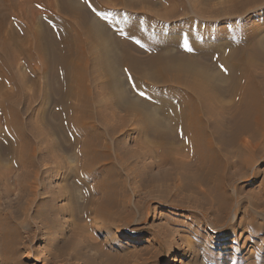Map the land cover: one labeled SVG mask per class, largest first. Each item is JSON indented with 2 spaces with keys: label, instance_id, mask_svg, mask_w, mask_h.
Segmentation results:
<instances>
[{
  "label": "rangeland",
  "instance_id": "1",
  "mask_svg": "<svg viewBox=\"0 0 264 264\" xmlns=\"http://www.w3.org/2000/svg\"><path fill=\"white\" fill-rule=\"evenodd\" d=\"M51 1L41 20L60 15L78 25L77 15L60 11L58 0ZM70 2L102 26L98 39L86 38V29L77 28L84 40L81 59L74 60L83 70L73 89L87 101L80 111L83 118L63 128L56 116L57 97L43 103L44 65L36 55L28 62L16 52L10 61L15 83L5 80L8 85L2 88H7L0 89V107L19 117L7 122L0 113V264H264V142L248 165L239 162L242 138H249L251 127L240 132L230 122L238 102L229 89L231 79L217 64L218 55L235 48V37L253 35L264 51V0ZM131 29L149 38L154 50L142 39L124 36ZM158 51L169 59L164 75V61L152 60ZM263 60L255 63L252 74L264 109ZM130 61L137 63L136 69ZM25 74L37 77V87ZM213 87L230 93L206 100ZM142 105L150 112L148 131L127 110ZM193 105L211 111L202 118L216 158L204 140L197 139L191 148L202 154L204 166L220 164L226 211L214 199L216 188L209 193L199 182V159L180 150L183 141L162 145L153 136L156 127L166 132L172 126L166 110L189 113ZM69 116L77 119L79 112ZM7 127L13 131L10 137ZM88 144L92 146L85 153ZM88 160L92 174L84 169ZM99 184L111 201L108 211L119 214L96 237L94 188ZM115 227L125 235L108 243ZM128 237L138 242L126 246Z\"/></svg>",
  "mask_w": 264,
  "mask_h": 264
},
{
  "label": "bare ground",
  "instance_id": "2",
  "mask_svg": "<svg viewBox=\"0 0 264 264\" xmlns=\"http://www.w3.org/2000/svg\"><path fill=\"white\" fill-rule=\"evenodd\" d=\"M58 3L60 5V7H58L60 8V11L68 13L69 15H77V27L63 19V17L60 15L51 16L47 20L40 19L42 10L50 9L52 7L51 0H0V89L3 86L2 84L5 83V80L15 83V78L11 76V62L13 63L16 52L22 53V55L25 56L24 58L28 59V62H30L29 59H34L33 56L36 55L35 58L38 57L44 65L43 70H40L43 72V76L45 78V86L42 91L41 99L43 103L46 104L51 102L52 99L54 100V97L56 96V116L59 118L63 128H70L72 122L75 123L77 120H81L83 118V115L80 113V111L82 110L83 102L86 101V99L84 101V99L81 98L82 95L78 94V92L73 89V82H78V80L80 81V72L83 70L81 63L77 60L81 59L80 55L83 48L82 45L84 39H82V36L77 33V28L79 29L82 27L86 29V38L92 37L94 39H98L97 31H101L102 26L96 19L89 17L90 15L87 10L83 9V7H76L74 3L72 4V2H70V0H58ZM124 36L142 39L146 43L147 49L149 51L152 49L154 50L151 40L143 35H139V33L135 30L133 31L131 29L126 31ZM234 39L236 44L235 48H228V54L226 56L218 55L217 64L222 72L221 74L231 79L232 84L229 86V89L231 90V95H233L234 99H237L236 102H238L236 103L235 108L233 107L234 109L231 112V115H229L231 118L229 119L231 120L230 122H233V125L239 127L240 132L246 131L251 127L249 132V134H251L250 136H252L251 140L249 139L250 136L249 138H242L243 141H241V151L244 157H242L239 161L243 165H248V163L252 161L254 153L257 152L261 143L264 142L263 103H259L261 100L259 101L260 98L257 89L258 86L254 81L252 74L254 65L256 67L255 63H258L264 59V51L260 48L261 46L257 44L253 35H247L241 38L235 37ZM126 47L127 48L124 47V53L128 55V49H130V47ZM154 56L155 58L152 59L153 62L164 61V64L161 67V74L164 75L170 69V67L167 66L169 59L162 58L166 56V52L158 51L154 54ZM74 58L77 60H74ZM130 68L136 69L137 63L135 61H130ZM26 77H31L32 82H29L34 83L35 87H37V77L28 74ZM6 84L8 85V83H5L4 85ZM54 84H58V86L55 87ZM77 84L79 85V83ZM5 88L7 87L5 86ZM226 90L227 88L224 89L222 87H213L212 93L206 96V100L209 99L210 101H214L216 97L224 93ZM0 92L2 91L0 90ZM8 93L9 92H7V94ZM4 96H6L5 99L9 103L10 99L8 100V95ZM37 96L38 94L35 91L34 97ZM84 96L86 98V95ZM71 99H76L77 104L71 105ZM204 99L205 97L202 100ZM11 100L14 99L11 98ZM10 103L12 104V102ZM145 107H143V105L139 107L132 106L130 108L127 107V110L129 112L134 111L135 114H137V116H139L141 119L143 131H148L147 118L149 117L150 112ZM4 108L5 105L1 104L0 113L7 122H10L11 119L13 121H18L19 117L16 111H9L7 109V112V110H4ZM183 110V108L166 110V117L169 118L172 126H169V128L166 129V132L162 131L160 127H156L154 135H152L155 137L157 142L162 145H172V143H169L174 139H181L183 141L184 147L180 148V150L182 151L185 150L184 148H186L188 149V153L192 158L196 157L199 159V167L196 172V177L200 179L199 182L201 184H205L208 187L210 190L209 193L213 194V188H216L215 191H217V193L213 194L215 195L214 199L216 198L220 203L219 208H222L223 211H226L228 209L227 207L229 206L227 201L229 200L226 192L220 190V183L218 182V177L220 174L217 167L220 164L216 163V161H213L209 166H204V158L200 157L202 154H200L198 150L191 148L192 143H196L197 139L198 141L204 140L207 144L209 153H211L210 155L216 158L215 151H212L213 147L210 146L209 143L211 136L202 118V114L204 112L209 113L211 111L202 109L201 106L199 107L196 105H193V108L189 113H185ZM219 110H221V107L217 108L216 112H219ZM228 110H230V108ZM70 112L71 114L72 112H79L78 118L72 119L69 116ZM8 127L6 128L5 134L7 137H10L13 134V131H11ZM221 128L223 129V127ZM228 133H230L229 130ZM213 135L215 136V134ZM91 146L89 145L84 149L85 153ZM189 146L191 148L190 150L188 148ZM91 163L92 162L88 160L84 164V169L89 174H92ZM85 171L83 170V172ZM99 187L94 188L98 192V199L95 203L96 208L93 209L95 220L97 222H94V226L92 227L96 237H100L99 235L104 234L106 232L105 228H111L112 225L110 224L109 220L113 219L115 216H117V214H119L113 211H108L107 206L111 203V201L108 200L107 193L101 184H99ZM113 223L114 222H112V224ZM112 231L113 232H110L109 234L111 236L108 238H106L107 236H104L108 240V243L117 242L119 238L124 237L125 235L124 231L118 227H115ZM161 231L162 230H160V232ZM162 234L164 235V233ZM105 238L103 241H105ZM137 242L138 241L134 237H128L126 238L124 245L128 246ZM103 243H98L99 245H97L101 251L104 250ZM112 254L113 253L110 252L109 255H107L114 256ZM175 257H178V254H176Z\"/></svg>",
  "mask_w": 264,
  "mask_h": 264
},
{
  "label": "snow or ice",
  "instance_id": "3",
  "mask_svg": "<svg viewBox=\"0 0 264 264\" xmlns=\"http://www.w3.org/2000/svg\"><path fill=\"white\" fill-rule=\"evenodd\" d=\"M129 79H131V77H129ZM139 94L143 96V93H139Z\"/></svg>",
  "mask_w": 264,
  "mask_h": 264
}]
</instances>
